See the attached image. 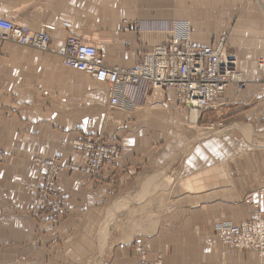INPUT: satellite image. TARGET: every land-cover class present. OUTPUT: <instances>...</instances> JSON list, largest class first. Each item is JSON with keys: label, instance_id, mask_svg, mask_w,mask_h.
<instances>
[{"label": "crops", "instance_id": "crops-1", "mask_svg": "<svg viewBox=\"0 0 264 264\" xmlns=\"http://www.w3.org/2000/svg\"><path fill=\"white\" fill-rule=\"evenodd\" d=\"M103 1L97 6L102 0H7L0 6V17L48 34L56 48L70 34L85 36L107 65L120 67L134 65L142 52L166 41L165 26L172 20L190 21L195 45H209L219 34H227V44L246 71L247 86L243 94L230 85L218 100L220 110L231 107L234 119L248 123V133L264 131L260 91L264 83L256 74L264 56V0H196L200 12L194 10V21L187 13L176 18V0ZM108 3L115 11L105 6ZM144 4L151 5V11H145ZM163 6L167 9H160ZM135 21L146 26L134 27ZM145 98L136 101L134 112L111 110L106 85L67 67L58 54L0 43V147L6 153L0 164V264H136L139 250H145L149 259L164 255L166 264H211L206 257L210 239L196 238L194 228L223 219L225 207L235 216L251 212L236 199L256 189L264 194V180L250 171L242 177L232 173L228 193L237 195L236 201L203 199L206 191L195 188L218 161L204 150L207 141L191 143L201 128L194 123L201 119L194 117L191 123L193 116L177 102L172 89L151 91ZM98 134L117 142L121 154L97 175L66 171L59 176L64 219L23 215L31 209V187L40 178L33 159L77 160L71 141ZM188 144L194 146L185 155ZM253 160L249 156L244 162L250 165ZM175 166L177 193L188 201L168 209L156 224L143 227L140 222L137 230L120 233L106 252H99V234L110 233L112 212L126 200L128 190L141 186L144 195L158 180L172 181L167 172ZM124 177L137 181L126 185L120 182ZM193 196L203 197L193 201ZM182 243H187L184 255L177 253ZM192 243L202 245L193 251ZM216 255V264H259L255 251L225 249Z\"/></svg>", "mask_w": 264, "mask_h": 264}, {"label": "rangeland", "instance_id": "rangeland-1", "mask_svg": "<svg viewBox=\"0 0 264 264\" xmlns=\"http://www.w3.org/2000/svg\"><path fill=\"white\" fill-rule=\"evenodd\" d=\"M113 1L116 2V0ZM6 2L7 0H0V6H5ZM108 2H110V0ZM119 2L120 1L118 0L117 3ZM99 4H101L100 6H102L105 3L102 0V3L97 2V6ZM108 4L109 5L106 4L105 6H108V8L111 6L110 9L112 11H115V5H110V3ZM143 9L145 11H151L152 6L144 4ZM160 9H167V6L160 7ZM194 10H198L200 12V5L196 3V0H186V2H184V0H176V18H179L178 16H180L181 14L187 13V19L194 21L192 18L193 13L195 12ZM213 13L215 12L213 11ZM196 17V20H198L196 22H199L200 14L198 12ZM172 21L180 22L178 20ZM182 22L190 24V21ZM133 25L134 27L146 26L144 23L140 24L136 21L133 22ZM80 37L87 41L84 38L85 36ZM222 38L225 39L228 52L234 57H236L238 60L237 53L233 49H231L230 46L227 44V34H219L218 36H216V38H213L212 43L217 40L220 41ZM5 42L12 41H2L0 39V43ZM263 57L264 56H262L261 58ZM238 68L245 81V86L242 88H238L240 93L244 94L246 93L247 86L245 75L246 71H243V69L239 67V61ZM256 74L260 76V79L262 80L261 83H264V75H262L259 69H257ZM260 91L261 95H263L264 85H261ZM219 104L221 105V102H217L214 107L210 108L208 111L200 115L197 119V121L201 119L200 123H194L195 126L198 125V127L201 128H199L198 130V137L193 139L191 143L194 144L200 139L202 142L207 141L205 143L204 150H206V153L209 157L216 158L218 163L214 164V167L206 170V176L201 178L202 180L198 185L199 188H195L197 189L196 191H206L202 194H204L203 196L207 194V196H193L191 200L198 201L202 197L203 199L213 200L216 198L221 199L222 197L225 204L240 200V202L242 201L249 206L251 212L244 214L241 211L238 216H235V213H230L225 207L223 219H220L215 223H210L207 228H194V231L196 232V238L202 240L204 239V237H207L208 239H210V242L208 243L210 249L206 253V257L209 263L211 264H216L218 261L219 256L217 257L216 253L218 252V254H221L223 251H225V249L237 252L255 251L257 253V261L259 262V264H264V256L259 255L258 251H256L254 248L248 249L230 245L226 243L225 237V231L229 226L239 225L244 222L259 223L263 227L264 231V194H262L259 189H256L255 191L249 194L242 193L238 196V199H236L237 195L234 194L232 196L230 193H228L229 185H231L232 182V173H235L236 176L240 175L242 177V173H247L250 171L254 173V175H256V178L258 180H264V131H251L250 133H248L246 127L248 123L239 121L238 119H234L233 114L235 112L233 113L231 107H228L224 110H220L221 106H219ZM114 111L134 112L136 110L122 108L120 110L117 109ZM192 119L193 117H191V123L193 122ZM62 142L63 144H67V141L65 139H62ZM248 142L250 143V145H248V148L242 147V145H245ZM70 144L72 149L78 154L77 160L66 161L61 156L48 158L35 157L33 159V162L39 171L40 178L38 183L35 186L31 187V209L27 213H22L23 215L25 214L26 216H30L31 218L33 217L35 219L48 217L53 221H60L64 219L66 213L64 210L62 194L60 193L58 185L59 176L66 171L71 173H83L85 175L90 176L97 175L106 167L115 163L121 154V147L119 146V144L115 141H112L111 139H109V137H106L103 134L84 136L79 139H74L73 141H71ZM193 144H188L187 147L184 149L183 154L186 155ZM238 144L240 145V147L237 146ZM78 145H81V148L89 147L92 150L93 154L90 159L93 158L94 161L99 160L101 158L100 166H102L96 167V170L92 168V165L88 161L82 159V150L76 148L78 147ZM109 147L114 148L115 154L118 155L115 156L114 160H112L110 163H107L108 161L105 159V157L101 156L100 154L104 155L106 151L105 149ZM0 148L3 149L2 147ZM3 151L4 154L3 157L0 159V164L3 162L6 155L4 149ZM249 156L255 158V160H253L250 165L248 164V162H244ZM44 159H56L58 163L63 165V169L55 170L50 167H43L41 165V162ZM176 166L173 167L174 169H171L167 172L170 177H172V181H167L164 179L158 180L157 183L153 184V186L156 184L155 187L153 189L147 190L144 195L139 192L141 186L139 188L134 187V189L128 190L129 193L127 194L128 196L126 197V200L123 203L121 202L122 205L120 206V208L112 212V225L110 228V233L104 235L103 230H101V233L99 234V252H106V250L112 244H114L115 241H117V239L120 237V233H125V231L131 230L133 231L134 229H136V226L140 222L143 224V227H146L147 224H156L159 221L161 215L167 212L168 209L176 205L178 206L179 204H182L183 200H185L184 203L188 201L189 197L185 198L184 196H181L179 195V193H177L179 185L177 184L178 180L175 179V172L177 170L175 169ZM86 169H92L93 171H86ZM172 172H174L175 174ZM254 180L255 179H253V181ZM134 181L137 180L130 179L129 177H124V179H122L120 182L125 183L126 185H132ZM198 182L199 181H197L196 183ZM109 216H107L106 219L109 220ZM203 232H205L206 234ZM103 235L105 238L103 237ZM186 245L187 243L177 245V253L180 254L182 252V255H184L183 249ZM200 245L202 244L192 243L190 246L191 248H193V251H197V248ZM137 256L138 259L136 264H166L164 260V255L162 254H158L154 259H149L145 250H139Z\"/></svg>", "mask_w": 264, "mask_h": 264}, {"label": "built area", "instance_id": "built-area-1", "mask_svg": "<svg viewBox=\"0 0 264 264\" xmlns=\"http://www.w3.org/2000/svg\"><path fill=\"white\" fill-rule=\"evenodd\" d=\"M165 28L169 35L166 41L150 51L142 52L134 65L120 67L107 65L98 48L79 35L70 34L64 45L56 48L52 47L48 34L0 17L2 41L58 54L67 67L106 85L112 110L134 109L136 101L146 99L149 92L172 89L177 102L189 115L196 114L199 117L216 105L230 85L239 88L245 86L238 60L228 52L224 38L199 46L192 41L189 23L171 21ZM258 69L264 75V57L258 60ZM76 148L82 150V159L88 161L92 168L96 170L100 166L101 158L94 161L90 159L93 154L89 147L81 148L78 145ZM105 150L104 155H100L110 163L118 154L111 147ZM3 154L0 148V159ZM41 165L55 170L63 169L56 159H44ZM225 233L226 243L254 248L259 255L264 256V231L259 223L232 225Z\"/></svg>", "mask_w": 264, "mask_h": 264}, {"label": "bare ground", "instance_id": "bare-ground-1", "mask_svg": "<svg viewBox=\"0 0 264 264\" xmlns=\"http://www.w3.org/2000/svg\"><path fill=\"white\" fill-rule=\"evenodd\" d=\"M191 116H193V118H194V117H197V115H196V114H194V115H191ZM152 182H153V181H152ZM147 184H148V185H150L149 183H146V185H147ZM147 188H148V187H147ZM137 197H138V196H137ZM140 197H141V196H140ZM134 198H135V197H134ZM104 238H105V237H104Z\"/></svg>", "mask_w": 264, "mask_h": 264}]
</instances>
